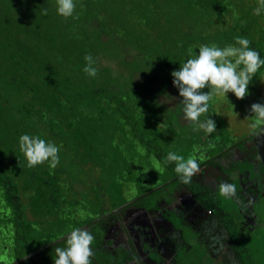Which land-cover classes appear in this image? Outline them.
<instances>
[{
    "label": "trees",
    "instance_id": "1",
    "mask_svg": "<svg viewBox=\"0 0 264 264\" xmlns=\"http://www.w3.org/2000/svg\"><path fill=\"white\" fill-rule=\"evenodd\" d=\"M74 3L73 16L63 17L56 13V0H0V221L4 226H13L19 264H35V258L28 255L62 235L40 239L29 233L38 230L40 211L60 202L57 191L65 167H105L110 157L108 141L127 136L146 148L148 155L157 156L165 171L171 173L159 184L181 178L182 173L175 171L176 161L167 160V154L158 151L160 146L153 140L152 131L146 129L144 119L131 103L135 98L148 105L153 98L148 91L155 88L142 71V60L147 58L137 57V45L146 50L144 55L152 47L164 48L159 54L161 76L166 89L178 99L179 114H183L181 98L170 73L182 66L190 48L198 51L201 44L224 47L242 37L264 59V10L253 14L259 0ZM182 8L190 23L182 26L173 49L166 43L159 45L170 37L166 21L172 24L173 16L179 15ZM86 54L95 61V76L83 71ZM125 70L130 71V86L122 82ZM261 74L264 65L252 75ZM131 87L138 89L133 91ZM208 108L213 111L211 99ZM24 133L58 146L59 160L54 168L47 160L27 165L18 147V137ZM78 177L75 175V181ZM181 181L192 187L190 178L187 183ZM144 192L138 191L137 196ZM207 206L214 209L211 202ZM218 213L223 216L221 210ZM92 220H81L72 228ZM228 226L236 244L238 232L231 224Z\"/></svg>",
    "mask_w": 264,
    "mask_h": 264
},
{
    "label": "flooded vegetation",
    "instance_id": "2",
    "mask_svg": "<svg viewBox=\"0 0 264 264\" xmlns=\"http://www.w3.org/2000/svg\"><path fill=\"white\" fill-rule=\"evenodd\" d=\"M215 140L206 138L184 158L197 164L189 177L197 192L179 177L159 184L167 175L160 166L158 186L142 179L144 193L137 196L133 186L122 205L82 225L93 236L90 264H264L256 258L259 246L251 250L245 243L252 232L264 230V124L228 146L217 149ZM222 183L234 185L235 193L222 195ZM229 201L234 208L225 205ZM229 224L238 232L236 244ZM66 234L28 257L53 264L54 246L66 247ZM16 244L13 226L0 221V264L20 263Z\"/></svg>",
    "mask_w": 264,
    "mask_h": 264
},
{
    "label": "rangeland",
    "instance_id": "3",
    "mask_svg": "<svg viewBox=\"0 0 264 264\" xmlns=\"http://www.w3.org/2000/svg\"><path fill=\"white\" fill-rule=\"evenodd\" d=\"M183 10L182 8L179 15L173 16L172 24L169 25L166 21L170 37L166 42H160L159 45L166 43V46L171 49L176 45V39L180 38L178 33L182 30V26L190 23L187 19L188 15L183 13ZM155 41L158 39L155 38ZM136 47L138 48H135L137 57L141 60L144 56L147 58L142 60L144 62L142 71L151 81L149 85L155 88L148 91L153 96L150 99L152 102L148 105L135 98L131 99V103L144 119L146 129L152 131L153 140L160 146L158 151L165 154L172 152L185 158L191 153L193 146H201L206 138L212 139L215 135L217 142L215 148L218 146L220 148L235 142L253 129L250 124L255 120V114L249 109L253 103H264V74L259 77L252 75L247 94L243 98L238 99L232 93L227 94V100L219 95L213 96L211 99L213 111L209 112L207 108L198 118L199 121L211 118L215 122L214 129L217 130L213 135L212 132L207 133L200 129L197 122L187 119L176 109L178 99L169 88L166 89V83L161 76L159 54L165 51L164 48L152 47L148 49L151 51L148 54L145 52L146 55H144L143 52L146 50L138 45ZM125 72L126 74L122 76L123 85L130 86V71L125 70ZM139 78L137 76V80ZM131 88L133 91L138 89L137 87ZM110 126L112 125H108ZM112 129L114 130L115 127L112 126ZM108 146L107 151L110 157L105 167L93 168L92 165H88L80 170L65 167V174L62 176V183L57 191L60 202L50 204L49 210L40 211L42 222L37 225L38 232L29 234L40 236V239L63 234L81 220L94 219L106 209L114 205H122L132 194L130 189L133 186L135 191L138 189L137 192L142 190L145 185L142 179H149L150 184L156 185L154 183L159 179L160 166H162L157 156L148 155L146 148L142 147L138 141L130 140V137L128 139L127 136L116 137L112 143L108 141ZM163 174L168 173L164 170ZM75 175H79L78 181H75ZM170 175L171 173L167 176ZM225 205L234 208L230 201ZM81 212L83 215H80ZM32 227V229L36 228L34 225ZM24 233L28 231L24 230ZM245 243L251 246V250L254 249L253 245L256 247L257 244L260 250L255 252L256 256L264 259V230L252 232ZM57 246L61 244L58 243L54 247Z\"/></svg>",
    "mask_w": 264,
    "mask_h": 264
},
{
    "label": "clouds",
    "instance_id": "4",
    "mask_svg": "<svg viewBox=\"0 0 264 264\" xmlns=\"http://www.w3.org/2000/svg\"><path fill=\"white\" fill-rule=\"evenodd\" d=\"M75 9L74 0H56V13L63 17L73 16ZM264 10V0L253 9V14L259 15ZM46 14L47 9L43 10ZM235 14V13H234ZM249 41L238 37L235 44L219 47L215 44H201L198 51L188 50V58L182 66L173 69L170 73L172 84L178 90L181 98L182 111L184 116L198 123V127L207 133L215 128V122L208 118L199 121L201 113L208 108V101L214 95L227 100V94L232 93L236 98H243L247 94V88L252 74L264 65L257 51L248 47ZM87 62L83 71L89 76H95L97 69L93 66L95 61L90 54L84 56ZM207 88V91L202 89ZM249 111L255 114V120L250 124L256 128L264 124V103H253ZM18 147L23 153L29 167L48 161L49 166L54 168L58 163L57 155L59 148L52 141L27 133L18 137ZM167 160L176 161L175 171L182 173L181 179L185 183L192 172L196 169V162L189 157H184L169 152ZM222 195L235 193L232 184L222 183L219 186ZM83 215V212L80 213ZM11 228V225H9ZM66 247L55 249L56 257L53 264H90L92 249L90 244L93 236L84 228H72L66 234ZM13 264V262H12Z\"/></svg>",
    "mask_w": 264,
    "mask_h": 264
},
{
    "label": "water",
    "instance_id": "5",
    "mask_svg": "<svg viewBox=\"0 0 264 264\" xmlns=\"http://www.w3.org/2000/svg\"><path fill=\"white\" fill-rule=\"evenodd\" d=\"M39 251H36L35 253H33L34 255L37 254Z\"/></svg>",
    "mask_w": 264,
    "mask_h": 264
},
{
    "label": "crops",
    "instance_id": "6",
    "mask_svg": "<svg viewBox=\"0 0 264 264\" xmlns=\"http://www.w3.org/2000/svg\"><path fill=\"white\" fill-rule=\"evenodd\" d=\"M257 259H262L261 257H256Z\"/></svg>",
    "mask_w": 264,
    "mask_h": 264
}]
</instances>
